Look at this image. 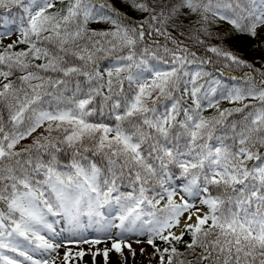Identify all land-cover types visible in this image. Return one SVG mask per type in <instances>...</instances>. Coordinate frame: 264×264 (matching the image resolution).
<instances>
[{
  "label": "snow or ice",
  "instance_id": "1",
  "mask_svg": "<svg viewBox=\"0 0 264 264\" xmlns=\"http://www.w3.org/2000/svg\"><path fill=\"white\" fill-rule=\"evenodd\" d=\"M65 230L106 246L60 264H264V0H0V264Z\"/></svg>",
  "mask_w": 264,
  "mask_h": 264
},
{
  "label": "rangeland",
  "instance_id": "2",
  "mask_svg": "<svg viewBox=\"0 0 264 264\" xmlns=\"http://www.w3.org/2000/svg\"><path fill=\"white\" fill-rule=\"evenodd\" d=\"M50 222H51V218H50ZM57 227H59V225H57ZM83 236L87 239H92V238L97 236V233L95 231H93L92 229H86V230H83ZM80 239H81L80 235H72L67 230H65V232L63 233V235L61 237V240L62 241H72V243H68L66 247L62 246L61 249H59L60 259L58 260V264H60V261L62 260L63 252L68 250V249H70L73 253L80 251V250H83L86 253H89L90 248L94 247V248H99L102 250L106 246L105 244L91 246L89 244L79 242ZM133 246L137 247V248L138 247H147L145 244H141V245L133 244ZM32 255L35 259L41 258L40 252H34V253H32ZM16 259L23 260L22 257H17ZM112 259H114V257H112V254H110V261H109L110 264H112ZM83 260L85 261V264H93L92 257L90 254H86L82 259L81 258H75L72 261L76 262L77 264H83L82 263ZM147 261H148L147 257H141L138 255L134 261V264H147ZM24 264H29V262L25 261ZM96 264H103L102 256H97ZM130 264H131V262H130Z\"/></svg>",
  "mask_w": 264,
  "mask_h": 264
},
{
  "label": "trees",
  "instance_id": "3",
  "mask_svg": "<svg viewBox=\"0 0 264 264\" xmlns=\"http://www.w3.org/2000/svg\"><path fill=\"white\" fill-rule=\"evenodd\" d=\"M249 59H250V57H249ZM206 67H207L208 70H213V66H212V65H207ZM221 70H223L222 67H221ZM236 74H239V70L236 71ZM216 75H219V73H216ZM224 79L226 80V82L234 83V82H232V81H228V78H227V77H225ZM222 106H223V107H230L231 105H229L226 101H222ZM185 240H190V237L185 236ZM157 244H160L161 246H163V245L161 244V242H159V241H157ZM177 247H178L181 251H184V245H183V244L177 245ZM4 254L10 255V256H14L13 253H11V252H7V251H5ZM15 258H17V257H15ZM189 258H191V257H189ZM82 263L85 264V261L83 260ZM70 264H77V263L74 262V261H72V262H70ZM109 264H110V263H109Z\"/></svg>",
  "mask_w": 264,
  "mask_h": 264
}]
</instances>
